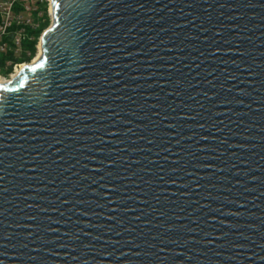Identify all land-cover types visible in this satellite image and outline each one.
<instances>
[{
  "label": "water",
  "instance_id": "1",
  "mask_svg": "<svg viewBox=\"0 0 264 264\" xmlns=\"http://www.w3.org/2000/svg\"><path fill=\"white\" fill-rule=\"evenodd\" d=\"M0 84V264H264V0H52Z\"/></svg>",
  "mask_w": 264,
  "mask_h": 264
},
{
  "label": "built area",
  "instance_id": "2",
  "mask_svg": "<svg viewBox=\"0 0 264 264\" xmlns=\"http://www.w3.org/2000/svg\"><path fill=\"white\" fill-rule=\"evenodd\" d=\"M51 3L52 0H0V70L5 72L0 74V84L15 77L21 67L39 59L41 37L49 28L43 25L47 20L52 23L53 19ZM38 32L35 54L30 57L25 44L34 41Z\"/></svg>",
  "mask_w": 264,
  "mask_h": 264
},
{
  "label": "trees",
  "instance_id": "3",
  "mask_svg": "<svg viewBox=\"0 0 264 264\" xmlns=\"http://www.w3.org/2000/svg\"><path fill=\"white\" fill-rule=\"evenodd\" d=\"M48 20L45 22V24L43 25V28H46L48 26ZM39 32L35 35V40L25 44V50L28 51L30 53V57H32L35 54V44H36V38L38 36ZM29 58H25L26 61H29Z\"/></svg>",
  "mask_w": 264,
  "mask_h": 264
},
{
  "label": "rangeland",
  "instance_id": "4",
  "mask_svg": "<svg viewBox=\"0 0 264 264\" xmlns=\"http://www.w3.org/2000/svg\"><path fill=\"white\" fill-rule=\"evenodd\" d=\"M51 25V23L47 26V28ZM38 55V53H36V56ZM36 56L34 58H36ZM2 72V71H1Z\"/></svg>",
  "mask_w": 264,
  "mask_h": 264
},
{
  "label": "flooded vegetation",
  "instance_id": "5",
  "mask_svg": "<svg viewBox=\"0 0 264 264\" xmlns=\"http://www.w3.org/2000/svg\"><path fill=\"white\" fill-rule=\"evenodd\" d=\"M0 74L4 75V74H5V72H4V71H2V72H1V70H0Z\"/></svg>",
  "mask_w": 264,
  "mask_h": 264
},
{
  "label": "bare ground",
  "instance_id": "6",
  "mask_svg": "<svg viewBox=\"0 0 264 264\" xmlns=\"http://www.w3.org/2000/svg\"><path fill=\"white\" fill-rule=\"evenodd\" d=\"M37 59V58H36ZM36 61V60H35ZM21 69H22V67H21ZM19 71V70H18Z\"/></svg>",
  "mask_w": 264,
  "mask_h": 264
},
{
  "label": "snow or ice",
  "instance_id": "7",
  "mask_svg": "<svg viewBox=\"0 0 264 264\" xmlns=\"http://www.w3.org/2000/svg\"><path fill=\"white\" fill-rule=\"evenodd\" d=\"M0 104H2V102H0Z\"/></svg>",
  "mask_w": 264,
  "mask_h": 264
}]
</instances>
